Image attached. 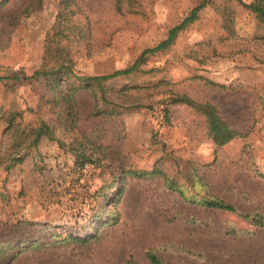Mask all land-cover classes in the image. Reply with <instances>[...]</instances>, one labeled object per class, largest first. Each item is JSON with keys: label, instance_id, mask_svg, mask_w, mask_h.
I'll list each match as a JSON object with an SVG mask.
<instances>
[{"label": "rangeland", "instance_id": "374dc122", "mask_svg": "<svg viewBox=\"0 0 264 264\" xmlns=\"http://www.w3.org/2000/svg\"><path fill=\"white\" fill-rule=\"evenodd\" d=\"M32 1L10 0L0 8V76L29 77L42 64L58 2L38 0L28 16H20ZM75 1L91 25L90 53L82 48L75 71L95 76L129 67L200 0H132L124 15L115 12L117 0ZM262 37L264 25L248 9L235 0H210L170 48L148 56L141 71L107 83L117 103L151 109L130 107L119 117H94L92 96L85 91L78 98L76 130L57 119L47 101L52 93L41 80L0 81V260L150 264L147 253L152 252L163 264H264V227L239 215L258 214L264 224V180L253 171L264 174ZM135 85L147 88L117 97L123 86ZM171 91L213 103L247 135L217 148L203 118L184 105H169L166 121L163 105ZM10 110H23L29 126L46 121L66 144L86 138L103 146L101 164L82 167L56 141L42 138L20 164L5 171ZM192 169L208 188L200 186ZM129 170L144 175L125 174ZM154 171L174 179L186 198L214 195L237 213L186 201ZM68 236L86 242H71Z\"/></svg>", "mask_w": 264, "mask_h": 264}, {"label": "trees", "instance_id": "16d2710c", "mask_svg": "<svg viewBox=\"0 0 264 264\" xmlns=\"http://www.w3.org/2000/svg\"><path fill=\"white\" fill-rule=\"evenodd\" d=\"M10 0H2L0 8L8 4ZM38 0H33L28 3L21 11L20 16H28L37 5ZM58 2V12L53 25L48 31L44 44L43 61L41 66L29 77H13L0 76V81H7L12 79L14 81L20 80H41L45 90L52 93L48 103L50 109L57 113V119L67 126L69 129H78V120L80 118V103L79 96L83 92H88L92 96L93 108L91 115L99 118L119 117L123 110L130 107H145L151 109L149 106L135 105L123 106L111 98L107 83L120 77H128L141 71V66L144 64L148 56L156 53L164 52L170 48L177 36L184 31L188 26L192 25L198 18L199 12L206 7L210 0H200L199 3L192 8L182 20L171 27L164 40L151 48L143 50L140 55L133 61V63L123 70H117L112 73L95 76L79 75L75 71V58L83 52L90 53L91 41V25L85 14L83 8L75 0H56ZM244 8L248 9L254 14L257 22L264 25V0H250L246 4L243 0H235ZM132 6V0H117L115 4V12L121 15L127 14ZM11 17H15L11 15ZM264 41V37L258 38ZM208 45V43H207ZM204 62V61H203ZM202 62V63H203ZM206 85L218 90L226 89L223 85L215 84L209 80H204ZM161 83H159L160 85ZM145 86H123L118 91V98L129 97L130 91H139ZM170 97L169 103L164 102L163 114L164 119L169 121V109L171 104L184 105L201 116L205 123L206 134L209 139L220 148L226 144L238 139L244 138L247 132L237 129L226 121L213 103L209 101H198L185 94L171 91L168 93ZM131 96V95H130ZM7 124L6 133L9 135L11 145L7 159L3 165L5 171H10L13 167L20 164L27 152L31 149H36L42 138H47L50 141H56L59 147L80 161V166L84 165H98L101 164L102 158L98 153H103L104 147L96 145L86 138L81 140L75 138L70 143H65L54 136L53 127L46 121H39L35 126L26 125L24 122L23 110H10L6 116ZM255 175L264 180V174L253 170ZM195 180L200 186L205 189L208 184L200 177L196 169H192ZM153 174H160L165 179V184L169 189L179 193L186 201L198 204L207 210H216L227 213H237L234 205L217 198L214 195L202 196L199 199L186 198L184 192L179 188L177 182L166 176L163 172H152ZM125 174L139 177L140 174L131 170ZM123 187L118 192L119 196L122 194ZM117 202V201H115ZM244 220L259 225L257 227H264L263 220L258 214L241 213L239 214ZM71 242H86L81 238L67 237ZM22 245V244H21ZM24 245V244H23ZM23 245L21 247H23ZM2 251V250H1ZM5 253V252H4ZM147 259L150 264H163L162 260L152 252L147 253ZM9 261L0 260V264H11ZM133 264V263H128Z\"/></svg>", "mask_w": 264, "mask_h": 264}]
</instances>
